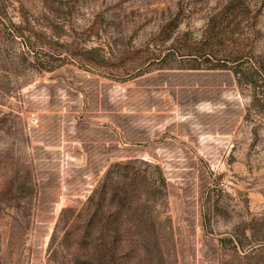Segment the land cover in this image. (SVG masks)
<instances>
[{
	"label": "rangeland",
	"instance_id": "1",
	"mask_svg": "<svg viewBox=\"0 0 264 264\" xmlns=\"http://www.w3.org/2000/svg\"><path fill=\"white\" fill-rule=\"evenodd\" d=\"M0 264H264V0H0Z\"/></svg>",
	"mask_w": 264,
	"mask_h": 264
},
{
	"label": "built area",
	"instance_id": "2",
	"mask_svg": "<svg viewBox=\"0 0 264 264\" xmlns=\"http://www.w3.org/2000/svg\"><path fill=\"white\" fill-rule=\"evenodd\" d=\"M39 119L37 116H33L30 118V125H29V129L34 128L38 125ZM77 161V156L76 155H68V154H63L61 156V163L62 165H69L72 163H75Z\"/></svg>",
	"mask_w": 264,
	"mask_h": 264
},
{
	"label": "crops",
	"instance_id": "3",
	"mask_svg": "<svg viewBox=\"0 0 264 264\" xmlns=\"http://www.w3.org/2000/svg\"><path fill=\"white\" fill-rule=\"evenodd\" d=\"M79 152L77 153V155L79 156V163H86L87 159H86V153L85 150H79L77 149Z\"/></svg>",
	"mask_w": 264,
	"mask_h": 264
},
{
	"label": "trees",
	"instance_id": "4",
	"mask_svg": "<svg viewBox=\"0 0 264 264\" xmlns=\"http://www.w3.org/2000/svg\"><path fill=\"white\" fill-rule=\"evenodd\" d=\"M102 245V244H101ZM103 246V245H102Z\"/></svg>",
	"mask_w": 264,
	"mask_h": 264
}]
</instances>
